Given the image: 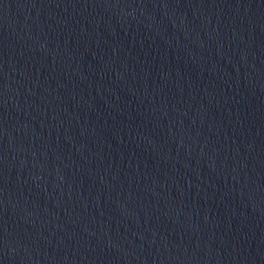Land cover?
I'll list each match as a JSON object with an SVG mask.
<instances>
[{"label":"water","instance_id":"obj_1","mask_svg":"<svg viewBox=\"0 0 264 264\" xmlns=\"http://www.w3.org/2000/svg\"><path fill=\"white\" fill-rule=\"evenodd\" d=\"M0 264H264V0H0Z\"/></svg>","mask_w":264,"mask_h":264}]
</instances>
